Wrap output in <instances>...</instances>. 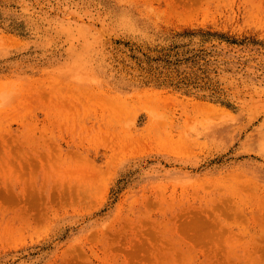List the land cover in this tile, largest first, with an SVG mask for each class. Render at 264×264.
I'll return each mask as SVG.
<instances>
[{"label": "rangeland", "instance_id": "1", "mask_svg": "<svg viewBox=\"0 0 264 264\" xmlns=\"http://www.w3.org/2000/svg\"><path fill=\"white\" fill-rule=\"evenodd\" d=\"M0 264H264V0H0Z\"/></svg>", "mask_w": 264, "mask_h": 264}]
</instances>
